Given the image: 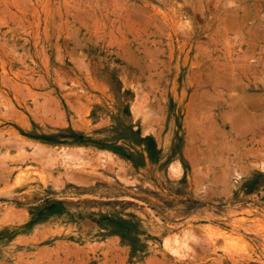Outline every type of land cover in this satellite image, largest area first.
Returning a JSON list of instances; mask_svg holds the SVG:
<instances>
[{
    "label": "rangeland",
    "instance_id": "rangeland-1",
    "mask_svg": "<svg viewBox=\"0 0 264 264\" xmlns=\"http://www.w3.org/2000/svg\"><path fill=\"white\" fill-rule=\"evenodd\" d=\"M0 264H264V0H0Z\"/></svg>",
    "mask_w": 264,
    "mask_h": 264
},
{
    "label": "trees",
    "instance_id": "trees-1",
    "mask_svg": "<svg viewBox=\"0 0 264 264\" xmlns=\"http://www.w3.org/2000/svg\"><path fill=\"white\" fill-rule=\"evenodd\" d=\"M147 140L151 143L150 148L148 149L149 151H151V148L156 147L155 142H154V140L151 139V138H147ZM117 221H118V223H119L120 225H125V224H126V221H124V220H117ZM124 235H125V234H124Z\"/></svg>",
    "mask_w": 264,
    "mask_h": 264
}]
</instances>
